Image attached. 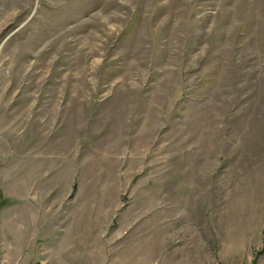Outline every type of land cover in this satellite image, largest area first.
Segmentation results:
<instances>
[{
	"label": "rangeland",
	"instance_id": "obj_1",
	"mask_svg": "<svg viewBox=\"0 0 264 264\" xmlns=\"http://www.w3.org/2000/svg\"><path fill=\"white\" fill-rule=\"evenodd\" d=\"M0 264H264V0H0Z\"/></svg>",
	"mask_w": 264,
	"mask_h": 264
}]
</instances>
